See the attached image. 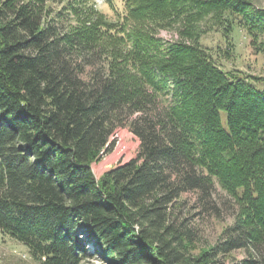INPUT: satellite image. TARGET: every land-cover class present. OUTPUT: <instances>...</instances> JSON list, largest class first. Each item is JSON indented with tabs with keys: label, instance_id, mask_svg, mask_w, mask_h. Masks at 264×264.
<instances>
[{
	"label": "trees",
	"instance_id": "16d2710c",
	"mask_svg": "<svg viewBox=\"0 0 264 264\" xmlns=\"http://www.w3.org/2000/svg\"><path fill=\"white\" fill-rule=\"evenodd\" d=\"M48 2L0 0L1 232L40 264H264V90L200 43L240 28L264 53L251 0H124L113 21L93 0ZM121 129L137 154L97 177ZM216 182L234 222L195 254L182 197L220 216Z\"/></svg>",
	"mask_w": 264,
	"mask_h": 264
},
{
	"label": "rangeland",
	"instance_id": "374dc122",
	"mask_svg": "<svg viewBox=\"0 0 264 264\" xmlns=\"http://www.w3.org/2000/svg\"><path fill=\"white\" fill-rule=\"evenodd\" d=\"M72 0H49V5L55 12L64 10ZM96 8L102 12L108 20H116L124 13V0H93ZM250 19L261 27H264V19L259 18V14L264 12V0H251ZM65 12V11H64ZM199 26L205 31L211 28L209 17L203 18ZM182 31V24L176 26ZM261 30V29H260ZM175 28L167 30L165 28L155 31V35L162 41L163 45L180 42V34ZM261 35H263L261 33ZM263 38V37H262ZM200 43L210 49L214 60L224 72H240L243 77L251 81L259 90H264V53L256 52L250 45V36L243 29L236 28L230 38H224L222 30H207L202 34ZM227 54H226V53ZM224 53V54H223ZM226 55V56H225ZM222 121L225 125L226 115L221 113ZM115 146L111 152L105 154L103 158L92 165L97 177L107 170L128 162L135 158L139 141L127 129L118 130L114 136ZM216 199L220 206V216L199 214V210L194 208L196 204L190 194L182 197L185 200L186 216L191 225L197 229L198 239L192 247L193 253H200L213 246L222 235L223 230L234 222L233 214L237 207L228 194L215 183ZM264 250V248H263ZM249 255L244 250L231 252L225 257L224 264H238L248 258ZM97 259L90 260V264H98ZM0 264H40L28 252V249L21 243L15 241L10 236L0 230Z\"/></svg>",
	"mask_w": 264,
	"mask_h": 264
}]
</instances>
